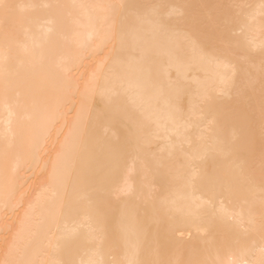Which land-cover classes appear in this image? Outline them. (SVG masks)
<instances>
[{
  "label": "bare ground",
  "instance_id": "6f19581e",
  "mask_svg": "<svg viewBox=\"0 0 264 264\" xmlns=\"http://www.w3.org/2000/svg\"><path fill=\"white\" fill-rule=\"evenodd\" d=\"M0 264H264V0H0Z\"/></svg>",
  "mask_w": 264,
  "mask_h": 264
}]
</instances>
